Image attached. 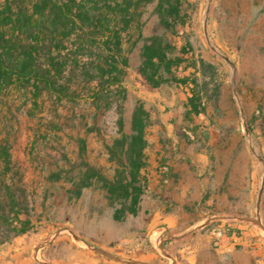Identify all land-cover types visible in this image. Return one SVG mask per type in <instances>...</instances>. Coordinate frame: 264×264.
Instances as JSON below:
<instances>
[{"label": "rangeland", "instance_id": "obj_1", "mask_svg": "<svg viewBox=\"0 0 264 264\" xmlns=\"http://www.w3.org/2000/svg\"><path fill=\"white\" fill-rule=\"evenodd\" d=\"M186 2L187 23L178 35L159 26L156 0L138 10L122 45L124 100L114 93L109 105L92 101L94 84L87 87L81 69L70 64L72 38L61 54L71 68L62 79L69 93L35 95L19 85L0 93V143L9 146L12 176L26 190L35 227L0 247V264H264V0ZM154 37L185 49L171 74L156 61L145 67L143 52ZM140 105L147 114L141 117L144 194L132 213L130 200L111 194L102 178L113 181L126 171ZM123 138L124 149L116 145ZM174 162L186 163L200 184L183 206V221L198 220L192 230L202 234L235 226L258 246L222 257L212 249L175 254L170 240L154 245L157 227L171 234L159 213L169 215L177 202L154 193L152 168L170 179Z\"/></svg>", "mask_w": 264, "mask_h": 264}, {"label": "trees", "instance_id": "obj_2", "mask_svg": "<svg viewBox=\"0 0 264 264\" xmlns=\"http://www.w3.org/2000/svg\"><path fill=\"white\" fill-rule=\"evenodd\" d=\"M153 0H0V93L19 85L31 88L35 95L44 91L61 95L69 93V85L62 82L63 74L70 64L81 69L82 81L89 88V95L98 108L102 103L109 105L115 93L126 97L122 79L128 69L123 55L124 36L136 19L138 10ZM159 26L173 35L185 27L186 15L182 5L186 0H156ZM74 40V58L70 64L61 56L65 42ZM97 53V61L93 52ZM185 49L178 51L160 38L151 39L143 52L145 67L162 69L171 74L173 68L183 64ZM173 54V58L169 55ZM64 59V60H63ZM83 59L86 61L82 62ZM156 61V62H155ZM71 69V68H70ZM73 69V68H72ZM74 70H72L73 72ZM144 79L159 86L145 70L139 72ZM184 83L183 80H179ZM64 84V85H63ZM72 93V92H71ZM68 97V96H67ZM147 117L140 105L133 119L134 135L126 150V171L118 173L113 181L102 178L111 194L130 200V211L135 213L144 185L140 170L144 167V125L141 117ZM119 124L122 125L120 117ZM128 139L117 140L116 145L125 147ZM109 149V148H108ZM116 155L113 149H109ZM85 153L84 142L81 155ZM95 171L88 164H84ZM35 229L31 218L25 188L17 184L12 176L9 146L0 143V247L26 235Z\"/></svg>", "mask_w": 264, "mask_h": 264}, {"label": "crops", "instance_id": "obj_3", "mask_svg": "<svg viewBox=\"0 0 264 264\" xmlns=\"http://www.w3.org/2000/svg\"><path fill=\"white\" fill-rule=\"evenodd\" d=\"M169 168L171 177L170 179L165 180H163V176L156 171L154 166L152 168V188L153 191H155L154 193H166L173 197L177 202V207L169 215L159 213L162 222L169 223V231L171 234L169 237H166V234L163 232L166 228L157 227L155 230L161 231L158 244H163L167 240H170L167 246L168 249L172 253H181L182 255L185 253H199L201 251L210 252L211 249L214 251L211 233L202 234L201 232H194L192 228H194L199 221L194 219L191 221H183L182 219L184 216L183 206L186 202L191 200L189 193H191V196H193V190L194 194L198 195L199 193L200 184H198V179H194L191 175L192 172L190 167L186 163L178 164L177 162H174L170 164ZM242 234L239 246L232 255L243 254L258 246L249 238L248 233L242 232ZM152 247L153 249H156L154 245H152Z\"/></svg>", "mask_w": 264, "mask_h": 264}, {"label": "built area", "instance_id": "obj_4", "mask_svg": "<svg viewBox=\"0 0 264 264\" xmlns=\"http://www.w3.org/2000/svg\"><path fill=\"white\" fill-rule=\"evenodd\" d=\"M212 245L214 251L222 256H231L239 246L242 231L235 226L227 225L215 228L212 232Z\"/></svg>", "mask_w": 264, "mask_h": 264}, {"label": "bare ground", "instance_id": "obj_5", "mask_svg": "<svg viewBox=\"0 0 264 264\" xmlns=\"http://www.w3.org/2000/svg\"><path fill=\"white\" fill-rule=\"evenodd\" d=\"M160 236H161V231L155 230L152 232L150 239L154 245L159 242Z\"/></svg>", "mask_w": 264, "mask_h": 264}, {"label": "water", "instance_id": "obj_6", "mask_svg": "<svg viewBox=\"0 0 264 264\" xmlns=\"http://www.w3.org/2000/svg\"><path fill=\"white\" fill-rule=\"evenodd\" d=\"M208 13H209V10L207 11V16H206V21H205V30H206V27H207Z\"/></svg>", "mask_w": 264, "mask_h": 264}]
</instances>
